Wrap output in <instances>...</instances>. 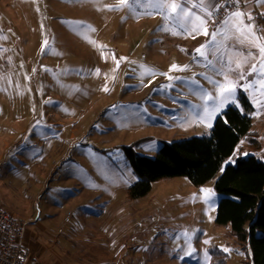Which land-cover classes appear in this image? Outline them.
Masks as SVG:
<instances>
[{
  "label": "rangeland",
  "instance_id": "374dc122",
  "mask_svg": "<svg viewBox=\"0 0 264 264\" xmlns=\"http://www.w3.org/2000/svg\"><path fill=\"white\" fill-rule=\"evenodd\" d=\"M118 3L0 0V206L26 223L32 248H93L96 255L82 258L100 264H210L211 250L218 248L227 255V264H242L244 252L226 236L228 225L215 222L223 196L214 183L240 159L254 157L264 164L260 85L253 86L255 92L244 87L258 79L247 75L257 61L243 65L246 79L229 72L228 78L238 84L236 103L225 106L210 121L211 128L206 127L204 106L211 108L214 102L196 93L217 94L201 73L223 82L216 70L221 55L225 67L231 59L235 68L249 52L256 56L255 47L243 52L232 36L216 52L213 68L195 55L210 37L161 31L165 21L159 14L133 16L126 7L116 8ZM231 10L234 6L225 3L216 22L208 21L209 32L222 12L224 18ZM173 63L188 68L169 72ZM141 66L154 69L155 75H142ZM163 73L184 79L170 81ZM193 79L198 85L189 83ZM243 96L253 109L250 133L212 180L194 186L186 177L163 178L147 195L128 197L138 178L124 147L153 159L164 144L209 137L227 108L244 113ZM202 188L215 192L214 203H205ZM72 226L79 231L77 241L61 233ZM185 232L191 236L188 241ZM189 244L195 251L180 259Z\"/></svg>",
  "mask_w": 264,
  "mask_h": 264
},
{
  "label": "trees",
  "instance_id": "16d2710c",
  "mask_svg": "<svg viewBox=\"0 0 264 264\" xmlns=\"http://www.w3.org/2000/svg\"><path fill=\"white\" fill-rule=\"evenodd\" d=\"M244 113L227 108L215 120L209 137H193L164 144L155 158L137 155L133 146L124 155L138 180L127 190L128 197L147 195L152 184L163 178L186 177L194 186L212 180L240 139L250 133L252 107L241 97ZM215 191L222 195L215 215L218 225H228L225 233L241 246L242 264H264V164L254 157L227 166L215 180ZM210 264H227V255L213 248Z\"/></svg>",
  "mask_w": 264,
  "mask_h": 264
},
{
  "label": "snow or ice",
  "instance_id": "6c2138e0",
  "mask_svg": "<svg viewBox=\"0 0 264 264\" xmlns=\"http://www.w3.org/2000/svg\"><path fill=\"white\" fill-rule=\"evenodd\" d=\"M254 2L257 6L264 5V0H250ZM225 3L234 6V10L227 11L226 15L222 20L219 21L215 30L209 32L208 21L213 20L215 23V17L222 9L225 8ZM241 0H225V2H218V0H119V3L115 5L116 8L126 7L133 16L140 15H153L159 14L162 20L165 21L159 30L170 32L172 35H191L195 39L196 35H204L210 37V39L200 47L195 49V55L202 58L204 63L210 67L216 68V52L219 51L223 46L224 42L235 36V39L241 43H249L252 47L258 50V56H254L252 52H249L247 57H242L240 60L235 62V68L232 67V60L230 59L227 63V67L224 65V57H220V67L217 68V72L225 77L224 81H215L212 77L207 76L204 73L201 75L205 76L210 83H212L217 89V94L215 96L210 95L206 91L196 93L201 99H207L213 101V105L209 108L207 105L204 106V112L206 113L204 120L207 121L206 127L211 128L210 121L218 116L223 108L228 104L236 103V88L238 86L236 80L228 78L229 72H238V79H246L245 71L243 65L248 63L249 59H255L257 62L252 64L251 68L248 69L247 75H255L258 77L257 80H253L246 84L244 87L246 90H253L255 84L260 85V101L258 103L264 102V32L258 25L255 24L256 17L253 16L251 12L241 11L238 5ZM137 9H142V11H137ZM264 15V14H261ZM245 18L248 23H245ZM123 19V18H122ZM74 24H81L82 22H71ZM90 28V26H89ZM94 31V29H92ZM222 37V39H218ZM47 44V41L44 42ZM44 46L42 45V51ZM213 53V59H208V53ZM114 58V57H113ZM195 58V57H194ZM115 59V58H114ZM126 58L121 57L120 60ZM119 66V61H117V67ZM143 68L142 75H155V70L147 68L146 66H141ZM188 68V65L180 66L175 63L171 64L169 67V72L173 71H184ZM97 74L99 70L97 69ZM167 78L172 80H182L181 77H173L167 73H163ZM189 83L198 85L196 80H190ZM172 85H169L171 87ZM107 91V87L104 88ZM49 103L51 101H48ZM37 121V125H39ZM202 193H207L204 197L205 203H214L215 192L212 189H201ZM197 197L193 196V199ZM185 236L186 241L191 239L189 233H182ZM184 251V256L180 259H184L185 256H191L195 251L188 245V248L182 249ZM225 252L229 251L224 249ZM207 257V253H205Z\"/></svg>",
  "mask_w": 264,
  "mask_h": 264
},
{
  "label": "crops",
  "instance_id": "0c3cea01",
  "mask_svg": "<svg viewBox=\"0 0 264 264\" xmlns=\"http://www.w3.org/2000/svg\"><path fill=\"white\" fill-rule=\"evenodd\" d=\"M241 5H242V7H241L242 11L251 12L258 17V21L260 20V22H261V25L259 27L262 30H264V15H261V14H264V5L257 6L254 2H250V0H242ZM261 34H264V32H262ZM240 45L243 48V52L248 51V50L250 51L249 48L253 49V47L247 42L244 44L240 43ZM252 51H255L256 52L255 55L258 56V50L256 48L253 49ZM0 159H1L0 161H2L3 156L0 157ZM11 165L13 166L12 163H11ZM0 205H1V203H0ZM71 216H72V214L70 215V217ZM78 232L79 231L75 230V227L72 226L71 229H65L61 233L63 235L69 236L73 241L74 240L77 241V238L80 239L79 238L80 235L78 234ZM27 234H28V231L26 232V235H25L26 246L28 247V249L30 248L29 250H30L31 254L38 259L39 264H84V261H87V262H85L87 264H100V262L95 261V260H89V259L86 260L87 257L82 258L83 255L90 254V253L92 255H96L93 251V248H87V250H82L79 247H75L74 245L66 246V247L61 246L62 250H60V251H58L56 249H52V248H49V249L43 248V247L39 248V246H38V248H36L37 245L34 246V248H32L28 245V241H26L27 240L26 239ZM31 235H33V234H31ZM33 244H35V243H33ZM32 249H34L35 252H33ZM36 251L38 252V254H37L38 257L36 256ZM41 253H43L44 258L40 257ZM60 254L63 257L58 258L57 255H60Z\"/></svg>",
  "mask_w": 264,
  "mask_h": 264
},
{
  "label": "built area",
  "instance_id": "2783aa9c",
  "mask_svg": "<svg viewBox=\"0 0 264 264\" xmlns=\"http://www.w3.org/2000/svg\"><path fill=\"white\" fill-rule=\"evenodd\" d=\"M222 16L218 18L217 24L223 19ZM26 229L25 222L16 219L0 206V264H38L37 258L25 244Z\"/></svg>",
  "mask_w": 264,
  "mask_h": 264
}]
</instances>
